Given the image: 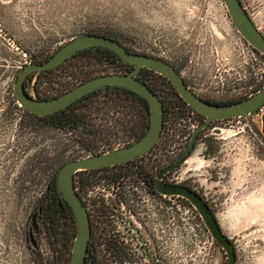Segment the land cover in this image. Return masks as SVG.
Returning a JSON list of instances; mask_svg holds the SVG:
<instances>
[{
	"label": "rangeland",
	"instance_id": "obj_1",
	"mask_svg": "<svg viewBox=\"0 0 264 264\" xmlns=\"http://www.w3.org/2000/svg\"><path fill=\"white\" fill-rule=\"evenodd\" d=\"M241 2L264 36V0ZM92 29L120 31L123 45L171 62L188 87L209 100H238L264 84V56L238 33L223 0H0V264L15 263L42 191L20 188L25 163L40 177L43 159L73 146L69 132L34 129L14 108L17 73ZM34 82L41 91L44 84ZM201 122L189 110L178 118L167 113L156 164L181 152ZM174 180L203 193L234 245V264H264V138L256 115L215 121L200 131ZM191 210L156 201V264H225Z\"/></svg>",
	"mask_w": 264,
	"mask_h": 264
},
{
	"label": "flooded vegetation",
	"instance_id": "obj_2",
	"mask_svg": "<svg viewBox=\"0 0 264 264\" xmlns=\"http://www.w3.org/2000/svg\"><path fill=\"white\" fill-rule=\"evenodd\" d=\"M129 51L151 55L136 50ZM156 57L167 61L160 56ZM167 62L178 71L174 64L169 61ZM77 65L76 57L70 56L54 68L39 73L28 74L23 83L26 94L32 98L49 99L60 95L89 78L107 73L127 74L135 68L133 64L124 61L120 57L115 62L92 64L90 68L86 69H81L82 67L80 68ZM155 75L156 80H154ZM135 77L144 82L161 100L163 111H166L169 108V104L160 94V81L158 80H163L176 91L172 82L165 76L146 67H141ZM43 78H45L43 82L44 87L41 91H37L34 81H39V79L43 80ZM32 79L34 80L33 83H31ZM184 82L185 84L187 83L185 80ZM115 92H122L127 97L130 94L131 99H126V103H122L116 109H112L111 102ZM198 96L209 101V99L201 95ZM88 98L92 103L91 113L88 116V127L86 126L88 128L89 140L87 138V141H83L84 132L80 130L81 128L76 133L74 132L75 130L69 131L73 146L66 148V145H64V150H61L58 153V157L51 162L52 167H57L56 174L59 168L67 161L93 156L115 147L131 144L140 139L146 132L145 124L150 122V109L148 104L147 106L144 105L145 99L133 91L122 87L107 86L93 90L75 101L80 104ZM102 101H105L106 104H103ZM72 103L69 105H72ZM69 105L60 110L67 109ZM190 109L192 113L199 115L198 117L201 118V121L204 120V116L198 114L191 107ZM60 110L50 114H54ZM165 118L166 115L164 112L163 121H165ZM162 130L163 125L161 133ZM161 133L152 148L139 157L114 165L78 170L74 173L73 186L87 211L90 224V237L83 264H156V201L169 202L178 208L187 205L196 214L194 218L196 217L198 220H201L206 228L199 212L189 200L179 195H163L156 189L158 173L174 163L188 144H186L181 152L172 157L170 161L165 160L160 166L158 165L159 163L156 164V145L161 137ZM69 139L66 138V141ZM162 141L166 142V138L159 142ZM189 156L182 160L175 169L163 174L161 180L165 183L187 186L198 193L210 207V203L196 185H191L189 181L174 180L177 178L178 170L182 163ZM24 177L21 183H19L21 189L35 187L42 188L43 191V189L47 188L49 190L50 188V185H47L41 179H36L37 181L34 185H29L24 180ZM49 197L48 191H44L40 196V201L36 205V209L30 210L24 240L21 241L15 253L14 264H70L71 249L74 241V238L71 241L72 233L70 229H74L75 236V218L71 207L60 193L58 197L59 203L62 206H66V203L70 207L69 209L67 208L65 213L63 211L61 212L62 226H68L66 233L70 237V241L68 242L69 245L66 252L63 250L62 255H57L53 251L50 252L48 236L49 220L47 219L46 204L47 198ZM206 231L210 234L207 228ZM214 242L216 243L215 240ZM230 242L232 241L230 240ZM217 246L220 247L218 244ZM220 248L225 254L227 262L226 251L224 248Z\"/></svg>",
	"mask_w": 264,
	"mask_h": 264
},
{
	"label": "water",
	"instance_id": "obj_3",
	"mask_svg": "<svg viewBox=\"0 0 264 264\" xmlns=\"http://www.w3.org/2000/svg\"><path fill=\"white\" fill-rule=\"evenodd\" d=\"M223 3L238 33L248 44L264 56V36L242 5L241 0H223ZM91 47H103L113 51L124 61L133 64L135 66L134 70L127 74L107 73L89 78L49 99L32 98L26 94L23 83L28 74L54 68L78 51ZM141 67H146L169 79L178 95L187 105L204 116V120L193 129L189 142L178 159L158 173L156 189L163 195H179L189 200L199 212L213 239L220 247L225 249L227 254L226 264H234V246L222 231L214 212L205 200L187 186L165 183L161 180V177L166 172L175 169L182 160L190 155L198 133L210 122L241 117L259 111L264 105V84L253 94L239 100L221 104L212 103L194 93L185 84L180 73L167 61L152 55L130 52L115 39L96 33H86L73 37L60 45L46 60L24 64L19 69L13 84V94L18 105L37 116L63 109L83 95L107 86L122 87L135 92L146 100L150 109L149 126L140 139L131 144L115 147L93 156L67 161L57 171V188L71 207L76 224L70 264H83L90 237L88 214L73 186L74 173L78 170L114 165L139 157L147 153L160 136L163 125L162 102L144 82L135 77Z\"/></svg>",
	"mask_w": 264,
	"mask_h": 264
},
{
	"label": "trees",
	"instance_id": "obj_4",
	"mask_svg": "<svg viewBox=\"0 0 264 264\" xmlns=\"http://www.w3.org/2000/svg\"><path fill=\"white\" fill-rule=\"evenodd\" d=\"M90 33H96L100 35H105L107 37H111L118 41L120 44H122L121 39L123 37L122 33L120 31H115L111 29H107L105 31L101 29H92L89 30ZM123 45V44H122ZM125 46V45H123ZM129 50H133L127 46H125ZM53 53V52H52ZM52 53H47L44 55L42 58H40L37 61H42L47 59ZM73 57H76V62L78 63V67L80 66L81 69H86L90 68L92 64H105L108 62H115V60L119 59L118 55L114 53L113 51L103 48V47H91V48H86L83 50L78 51L77 53L72 55ZM37 58H35L36 60ZM154 80H156V75L154 76ZM45 78L43 80L39 79V82H44ZM160 81V90H161V96L167 101L168 109L165 112V115L167 113H173L174 117L178 118L180 116H183V112L185 110L191 111L190 107L186 104V102L177 94V92L172 89L169 84L164 82L163 80H158ZM261 86V85H260ZM259 86V87H260ZM258 87V88H259ZM258 88H256L254 91H256ZM25 89V88H24ZM135 93V92H134ZM126 99H131L130 94L128 97L123 94L122 92H115L113 94L112 102H111V107L112 109H116L120 104L126 103ZM144 99V98H143ZM12 103L14 104V108L23 111L24 115L27 117V121L29 124L34 129H37V127H40L42 130H58V131H74L75 133L78 132V130H82L83 132V141H87V138L89 140V133H88V116L91 113V101L86 99L84 102L78 104L76 101L72 103V105H69V107L65 110H60L54 114H48V115H43V116H37L35 114L29 113L28 111L24 110L20 106H18L15 97L13 96L12 98ZM213 103H225V102H232V101H213L209 100ZM103 104H106L105 101H102ZM108 105V104H107ZM144 105L147 106L146 100H144ZM199 116V115H198ZM201 119V118H200ZM163 130L161 133V137L159 141L163 140L165 138V134L163 133L166 125V118L165 121H163ZM81 125L80 127H78ZM149 123L145 124V129L147 130ZM74 138V137H73ZM158 141V144H159ZM157 144V145H158ZM193 151V150H192ZM58 157V153L54 154L53 158H48V159H43V167L41 168L42 170L38 171L41 173L43 171V175L46 173L47 174V179L42 178L41 176H37L32 169L27 170L28 167L30 166V163L27 162L25 163V177L24 180L26 182L32 185L35 184L37 181L36 179H40L44 181L47 185H50L49 190L43 189V191L40 192L38 197L33 202V205L31 207L32 209H36V205L40 201V196L44 193V191H48L50 197L47 198L48 200L46 201L47 204V219L49 220L48 222V233H49V248L50 252L53 251V253L57 255H62L63 250L66 252V249L68 247V242L70 241V237L67 235L66 230L68 229V226H62V215L61 212L63 211L64 213L67 211V208L69 209L68 205L65 203L66 206H62L59 203L58 197L60 196L59 191L57 190L56 184H55V178H56V170L57 167H52L51 162H53V159H56ZM37 173V172H36ZM38 173V174H39ZM36 175V176H35ZM47 193V192H46ZM30 213V211H29ZM29 217V214H28ZM28 224V221H27ZM27 224L25 227L24 235L26 232ZM70 232L72 233V238L71 241H73L74 238V229H70ZM64 233V234H63ZM63 234V236H62ZM24 240V237H23Z\"/></svg>",
	"mask_w": 264,
	"mask_h": 264
},
{
	"label": "crops",
	"instance_id": "obj_5",
	"mask_svg": "<svg viewBox=\"0 0 264 264\" xmlns=\"http://www.w3.org/2000/svg\"><path fill=\"white\" fill-rule=\"evenodd\" d=\"M258 117L259 120V132L261 136L264 138V105L261 107V109L255 113H253Z\"/></svg>",
	"mask_w": 264,
	"mask_h": 264
},
{
	"label": "built area",
	"instance_id": "obj_6",
	"mask_svg": "<svg viewBox=\"0 0 264 264\" xmlns=\"http://www.w3.org/2000/svg\"><path fill=\"white\" fill-rule=\"evenodd\" d=\"M261 109V108H260Z\"/></svg>",
	"mask_w": 264,
	"mask_h": 264
}]
</instances>
